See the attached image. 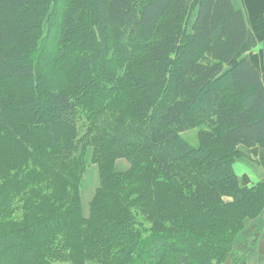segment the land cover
I'll return each instance as SVG.
<instances>
[{"label": "trees", "instance_id": "obj_1", "mask_svg": "<svg viewBox=\"0 0 264 264\" xmlns=\"http://www.w3.org/2000/svg\"><path fill=\"white\" fill-rule=\"evenodd\" d=\"M50 1L0 0V264H225L264 212V180L234 168L240 146L264 150L244 13L198 0L189 28V0H59L49 85L29 54ZM91 140L100 183L86 214Z\"/></svg>", "mask_w": 264, "mask_h": 264}, {"label": "rangeland", "instance_id": "obj_2", "mask_svg": "<svg viewBox=\"0 0 264 264\" xmlns=\"http://www.w3.org/2000/svg\"><path fill=\"white\" fill-rule=\"evenodd\" d=\"M48 12L45 13L43 18V32L37 33L35 35V46L30 51L29 57L33 60L34 65L36 67V72L38 77H42V79L50 80L47 82L49 85H54L57 81L60 80L61 75L59 73L58 64L55 63V54L59 47V36L62 33V29L60 30L59 23L62 14V6L63 4L59 0H51L49 2ZM20 10H15L11 16H20ZM188 27L191 28L194 15L191 13L188 16ZM29 35H26L25 40L28 39ZM36 44L38 45V49L36 51ZM13 47V46H12ZM17 48H22L19 45H16ZM14 47V48H15ZM23 49V48H22ZM20 50V49H19ZM20 53L22 51H19ZM37 59V62H36ZM15 83H18V88L24 93L25 89L20 87L21 85L26 86L27 81L25 80H18ZM192 133L188 134V137H192ZM193 139V137H192ZM195 142V141H193ZM258 148V147H255ZM218 147L217 150H219ZM225 150V149H221ZM218 152V151H217ZM97 155L98 151L96 145L93 140L87 143V146L84 150V161H85V168L82 174V200L85 208V212L87 214L88 211V202L94 195L95 189L99 186L100 178H99V165L97 163ZM249 159L244 158L236 164V169L239 174L245 171L244 166L248 165L247 167L253 171L252 180H256L260 178L261 169L257 166L255 169L250 165L251 162L248 161ZM130 164L124 160L120 159L116 162L115 167L117 171H124L128 169ZM244 170V171H243ZM255 171V172H254ZM248 176L247 183L248 186H251L252 180ZM226 200H229L227 198ZM148 225V224H147ZM260 233H264V221L261 220H250L246 219V227L241 234L235 240L234 246L235 248L231 253L228 254L227 261L225 264H229L234 262L237 258L241 257L242 260L248 262V264H262L264 263V238ZM260 238V240H257ZM256 239V240H255ZM255 240V241H254ZM15 250L14 248H9L7 251V256L9 258H13ZM239 253V254H235ZM89 264H95L94 262H90Z\"/></svg>", "mask_w": 264, "mask_h": 264}, {"label": "crops", "instance_id": "obj_3", "mask_svg": "<svg viewBox=\"0 0 264 264\" xmlns=\"http://www.w3.org/2000/svg\"><path fill=\"white\" fill-rule=\"evenodd\" d=\"M232 1L235 8L241 10L244 13L245 20L256 39V43L254 46L251 47L249 44L245 46L242 57H249L257 65L264 82V0H232ZM189 4H190V13L191 15L193 14L195 16L197 12L198 0H189ZM239 148L241 149L243 155L235 162L234 168L236 167L238 161L247 158L249 159L248 161L251 162L250 165L254 169L257 166L260 167L261 175L260 178L256 180H252L250 176L253 175L251 174L253 173L251 172L253 171V169L250 170L247 167L248 165L244 166L245 171L243 170L244 172H242L241 174H239L237 172V169L235 168L237 175L239 177H242L248 174L250 179L252 180V183L253 181L254 183H257L258 181L264 180V150L260 149L259 147L248 148L246 146H240ZM258 219L264 221V212ZM260 235L262 236L261 238H264V233H260ZM257 240H260V238H257Z\"/></svg>", "mask_w": 264, "mask_h": 264}]
</instances>
